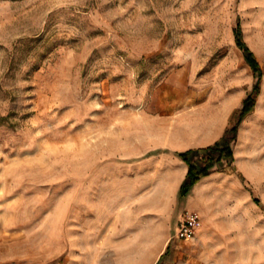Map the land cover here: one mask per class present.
Here are the masks:
<instances>
[{
	"label": "rangeland",
	"instance_id": "rangeland-1",
	"mask_svg": "<svg viewBox=\"0 0 264 264\" xmlns=\"http://www.w3.org/2000/svg\"><path fill=\"white\" fill-rule=\"evenodd\" d=\"M238 25L262 70L241 141L251 200L196 241L175 237L184 197L168 245L91 243L88 172L122 129L176 92H252ZM0 264H264V0H0Z\"/></svg>",
	"mask_w": 264,
	"mask_h": 264
},
{
	"label": "crops",
	"instance_id": "crops-1",
	"mask_svg": "<svg viewBox=\"0 0 264 264\" xmlns=\"http://www.w3.org/2000/svg\"><path fill=\"white\" fill-rule=\"evenodd\" d=\"M246 96L247 93L234 99L208 91L176 92L175 107L139 114L134 119L137 129L133 135H126L122 129L121 138L126 143L93 162L88 185H84L90 194L91 222L83 230L92 238L91 243L104 244L106 249H112L110 246L117 243L168 245L179 190L189 170L179 153L206 147L221 139L231 125L234 110L242 106ZM252 114L239 126L231 166L227 164L226 169L203 177L183 200V212L189 210L200 217L193 241L211 229H218L226 204L243 195L249 201L255 194L254 186L248 181L252 180L250 167L241 155L242 132ZM122 126L125 128L126 124ZM240 172L248 180H243ZM64 230L58 223L53 230L58 236H52L55 238L51 243L62 244L60 232Z\"/></svg>",
	"mask_w": 264,
	"mask_h": 264
},
{
	"label": "trees",
	"instance_id": "trees-1",
	"mask_svg": "<svg viewBox=\"0 0 264 264\" xmlns=\"http://www.w3.org/2000/svg\"><path fill=\"white\" fill-rule=\"evenodd\" d=\"M236 43L243 51L245 60L259 76L252 92L245 98L243 107L237 114H234L231 126L225 134L215 143L201 148H192L179 153V156L189 165V170L180 190L179 198L186 197L193 186L203 177L213 171L222 170L226 164H230L234 159V146L237 141L238 129L242 120L252 112L256 104V97L260 90V78L262 70L254 53L250 50L243 39L240 25L234 29Z\"/></svg>",
	"mask_w": 264,
	"mask_h": 264
},
{
	"label": "built area",
	"instance_id": "built-area-1",
	"mask_svg": "<svg viewBox=\"0 0 264 264\" xmlns=\"http://www.w3.org/2000/svg\"><path fill=\"white\" fill-rule=\"evenodd\" d=\"M200 226V217L197 213L185 210L178 222L175 237L179 239H192Z\"/></svg>",
	"mask_w": 264,
	"mask_h": 264
}]
</instances>
